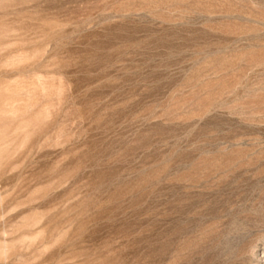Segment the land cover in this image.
<instances>
[{
	"label": "rangeland",
	"instance_id": "374dc122",
	"mask_svg": "<svg viewBox=\"0 0 264 264\" xmlns=\"http://www.w3.org/2000/svg\"><path fill=\"white\" fill-rule=\"evenodd\" d=\"M0 264H264V0H0Z\"/></svg>",
	"mask_w": 264,
	"mask_h": 264
}]
</instances>
